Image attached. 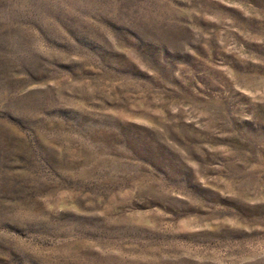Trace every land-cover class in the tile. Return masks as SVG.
Returning a JSON list of instances; mask_svg holds the SVG:
<instances>
[{
	"label": "rangeland",
	"instance_id": "obj_1",
	"mask_svg": "<svg viewBox=\"0 0 264 264\" xmlns=\"http://www.w3.org/2000/svg\"><path fill=\"white\" fill-rule=\"evenodd\" d=\"M0 264H264V0H0Z\"/></svg>",
	"mask_w": 264,
	"mask_h": 264
}]
</instances>
